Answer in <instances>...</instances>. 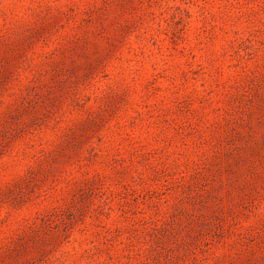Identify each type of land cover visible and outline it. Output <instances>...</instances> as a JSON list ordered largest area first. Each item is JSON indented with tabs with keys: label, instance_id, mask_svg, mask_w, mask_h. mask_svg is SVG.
<instances>
[{
	"label": "rangeland",
	"instance_id": "obj_1",
	"mask_svg": "<svg viewBox=\"0 0 264 264\" xmlns=\"http://www.w3.org/2000/svg\"><path fill=\"white\" fill-rule=\"evenodd\" d=\"M0 264H264V0H0Z\"/></svg>",
	"mask_w": 264,
	"mask_h": 264
}]
</instances>
